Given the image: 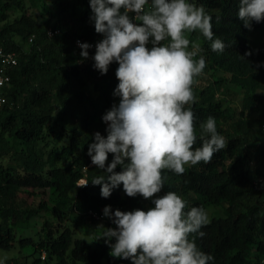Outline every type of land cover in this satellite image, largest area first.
<instances>
[{"label":"trees","instance_id":"trees-1","mask_svg":"<svg viewBox=\"0 0 264 264\" xmlns=\"http://www.w3.org/2000/svg\"><path fill=\"white\" fill-rule=\"evenodd\" d=\"M189 2L204 7L212 17L213 39L218 38L226 45L223 52H214L212 41L199 30L191 33L192 40L200 41L205 54L201 56L206 61L196 82L208 69L222 73L200 90L195 83V102L185 105L196 116L195 147L201 146L200 125L209 116L215 118L217 131L227 144L211 162L185 165L182 175L163 170L164 188L158 195L171 191L181 196L187 204L185 212L193 206L206 211L210 207L223 208L202 227L203 237L189 236L201 251L213 257L209 264H264V46L253 49L250 39L251 30L262 28L264 21H253L251 30L245 28L237 15L239 0ZM9 4L7 0H0V21L6 18ZM58 8L60 19L54 26L62 32L53 37L46 32V23L31 14L25 13L17 20L16 28L24 40L35 36L29 50L13 38H5L3 29L0 31V40L7 49L15 50L19 58L11 68V80L5 87L8 101L0 109V247L12 248L19 223L29 220L33 214L52 210L59 222L46 218L39 241L19 239L24 245L33 244L41 255L45 252L44 264L54 260L55 264H131L130 259L112 257L102 235L93 240L76 237V230L65 223L58 206L51 208L47 197L50 192L67 197L76 188V204L83 206L95 221L101 219L90 214V210L103 213L105 206H111L113 212L117 209L147 211L154 206L151 200L139 195L128 197L122 184L112 190L110 197L103 198L101 185L91 183L98 176L105 179L108 176L105 170L92 164L88 146L94 142L96 132L107 135V124L102 117L120 98L114 95L119 84L115 76L118 64L113 62L107 74L102 75L94 68L95 53L88 50V58L83 59L81 48L75 45L78 36L92 40L100 35L95 32L89 0H60ZM248 52L251 55L246 56ZM98 78L105 80V87L101 97L94 98L86 86ZM217 89L224 92L217 95ZM53 93L63 112L75 119L61 131L51 122L56 108ZM227 93L242 94L240 105L228 100ZM7 133L22 140L24 146L16 148ZM50 133L56 139L54 145ZM65 139L70 142L64 143ZM79 147L82 151L75 156ZM10 151L14 161L5 163L3 158ZM112 159L113 155L109 154L107 163ZM122 170L120 165L115 169ZM85 178L88 185L77 187V182ZM24 189L39 190L38 208L24 211L17 204L16 195ZM104 219L108 221L107 228L116 227L111 219ZM110 243H115V238ZM41 255L35 258V263L40 264Z\"/></svg>","mask_w":264,"mask_h":264},{"label":"clouds","instance_id":"clouds-1","mask_svg":"<svg viewBox=\"0 0 264 264\" xmlns=\"http://www.w3.org/2000/svg\"><path fill=\"white\" fill-rule=\"evenodd\" d=\"M89 4L95 32L103 35L95 45L94 68L104 75L113 62L118 64L114 95L120 97L102 117L107 135L96 132L88 146L92 164L108 173L106 179L98 176L91 183L101 185L103 198L122 184L128 197L139 195L154 205L147 211L114 212L105 206L103 215L116 227L106 228L101 238H106L112 257L130 259L131 264H209L213 257L189 239L190 234L205 235L201 229L209 223L206 210L193 206L185 212L181 196L171 191L158 194L164 188L163 170L182 175L185 165L209 163L226 147L211 116L200 125L201 146L195 147L196 116L185 108L195 102V78L206 67L200 44L187 34L199 30L212 41L214 52H223L226 45L213 39L212 17L204 7L189 0H89ZM237 15L251 30L253 21H264V0H239ZM77 43L81 57L87 59L92 46ZM118 165L121 172L115 171ZM88 183L79 180L77 187ZM112 238L115 243H110Z\"/></svg>","mask_w":264,"mask_h":264},{"label":"rangeland","instance_id":"rangeland-1","mask_svg":"<svg viewBox=\"0 0 264 264\" xmlns=\"http://www.w3.org/2000/svg\"><path fill=\"white\" fill-rule=\"evenodd\" d=\"M9 1V7L5 11L6 18L0 21V31L3 29L4 37L13 38L15 41L20 42L26 49H30V40H24L23 35L20 34L16 28L17 20L26 14H31L34 17H37L42 22L46 23L45 26H54L59 22L60 13H59V2L60 0H7ZM1 10V8H0ZM10 27V28H9ZM6 28V29H5ZM5 29V30H4ZM187 37L192 42H196L200 44L199 40H192L191 33L187 34ZM251 45L253 49H257L260 46H264V26L260 29H254L250 32ZM167 43V41H165ZM151 47V44L149 45ZM189 50H191V44L189 46ZM200 55H205L202 49ZM222 75L221 72L215 71L212 69H208L205 74H203V78L197 80L196 85L199 86V90L203 87H208L209 82L215 80L216 78ZM105 87V80L103 78H98V80L86 86L88 93L94 97H101L102 91ZM224 91L217 89V95L222 94ZM228 100L232 103H235L238 106L241 103L242 94L239 93H227ZM53 102L56 105L54 110V114L52 116L51 122L53 123L54 128L57 131L64 130V126H71L75 119L69 115H66L63 112V109L60 106V101L56 97V94H52ZM119 100H116V104H119ZM230 102V103H231ZM231 103V104H232ZM53 134L50 133V141L51 144L54 145L53 142L56 139L53 138ZM7 137L10 139V143L15 145L16 148L21 149L24 146V142L20 139L15 138L12 134L7 133ZM70 142L69 139H65L64 143L68 144ZM63 143V142H60ZM62 145V144H61ZM82 151V148L79 147L75 156L79 155ZM13 151L8 152V154L3 158L5 163H10L14 161ZM82 180V179H81ZM86 180L87 179H83ZM77 196V189L74 188L71 190L67 197L58 196L57 193L50 192L48 194V199L51 203V208L53 205H56L60 208L61 212L64 214L66 220L65 223L67 225L72 226L76 230V237H81L87 240H93L95 236L102 235L103 232L107 228L108 221L104 220H93L88 216L86 210L83 206L77 205L74 198ZM41 199V194L39 190H33V192H29L28 190H20L16 195L17 204L24 210L30 211L31 209L38 208L39 202ZM1 203V200H0ZM223 208L221 206L210 207L206 212L208 214L209 219L213 216L216 211H222ZM50 218L54 221V223H58V219L53 213L52 210L49 211H41L39 214H33L29 220L24 223H19L17 230V240L11 249H4L0 247V261H3V264H13L16 261L22 264H39L35 263L34 260L36 257H40L41 253L37 252L35 246L33 244H22L19 239L22 237L32 238L35 241H39L41 237V233L43 230V226L45 224V219ZM0 217V223H1ZM45 252L41 255L40 264L45 263ZM46 255V254H45ZM56 261H52L51 264H55Z\"/></svg>","mask_w":264,"mask_h":264},{"label":"built area","instance_id":"built-area-1","mask_svg":"<svg viewBox=\"0 0 264 264\" xmlns=\"http://www.w3.org/2000/svg\"><path fill=\"white\" fill-rule=\"evenodd\" d=\"M134 15H135L134 13H130V17H134ZM133 22L134 23H140V22H137L135 20H133ZM46 32H47L48 36L53 37V36L60 34L62 32V30L59 27L49 26V27H47ZM34 37L35 36L32 35L29 38L30 42L33 41ZM102 39H103L102 34H100L97 38L92 39V40H88L84 37L78 36L75 38V45L78 48H80L77 42L78 41L81 43L86 42L92 46L88 50L93 51L95 53V51H96L95 45ZM18 61H19L18 53L15 50L7 49L5 47V45L3 44V42L0 40V109L8 101L7 96L5 94V87L7 86V84L11 80V74H10L11 68L14 67L18 63ZM90 214H92L97 219H104V217H105L103 215V213H99V212L94 211V210H90ZM45 254H44V257H46Z\"/></svg>","mask_w":264,"mask_h":264}]
</instances>
